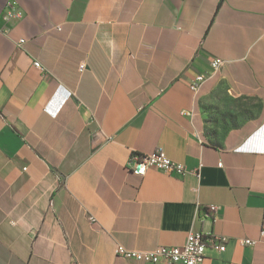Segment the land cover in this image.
<instances>
[{"label":"crops","instance_id":"obj_1","mask_svg":"<svg viewBox=\"0 0 264 264\" xmlns=\"http://www.w3.org/2000/svg\"><path fill=\"white\" fill-rule=\"evenodd\" d=\"M159 148L187 172L129 168ZM192 231L264 264V0H0V264H170L117 248Z\"/></svg>","mask_w":264,"mask_h":264},{"label":"built area","instance_id":"obj_2","mask_svg":"<svg viewBox=\"0 0 264 264\" xmlns=\"http://www.w3.org/2000/svg\"><path fill=\"white\" fill-rule=\"evenodd\" d=\"M23 10L17 8L15 2L10 1L5 5L2 18L5 23H10L14 20L22 18ZM25 40L22 39L21 43ZM35 65L42 68L39 60H36ZM224 63L223 60L215 58L212 62L214 68H220ZM85 64L81 65L84 69ZM207 78L206 73H198L190 85L191 89L196 92L202 87ZM129 168L136 174L145 175L149 169L157 168L168 174H185L187 168L185 164L172 160L165 150L159 148L154 152L146 155L133 154L128 162ZM216 208V206H212ZM91 220H94L91 217ZM264 232V231H263ZM227 238L217 235H206L201 231H192L189 233L187 242L182 246H158L151 250H133L119 245L117 255L140 261H148L157 263L166 261L170 264H203L207 258V249L212 247L218 251H225L227 248ZM243 244H256V239L246 238L242 240Z\"/></svg>","mask_w":264,"mask_h":264},{"label":"bare ground","instance_id":"obj_3","mask_svg":"<svg viewBox=\"0 0 264 264\" xmlns=\"http://www.w3.org/2000/svg\"><path fill=\"white\" fill-rule=\"evenodd\" d=\"M200 89V88H199ZM199 89H197L196 91H198Z\"/></svg>","mask_w":264,"mask_h":264}]
</instances>
